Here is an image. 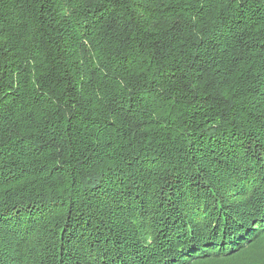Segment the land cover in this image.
I'll return each mask as SVG.
<instances>
[{
    "label": "trees",
    "instance_id": "obj_1",
    "mask_svg": "<svg viewBox=\"0 0 264 264\" xmlns=\"http://www.w3.org/2000/svg\"><path fill=\"white\" fill-rule=\"evenodd\" d=\"M0 264H264V0H0Z\"/></svg>",
    "mask_w": 264,
    "mask_h": 264
}]
</instances>
